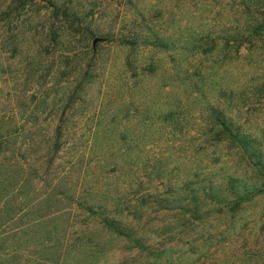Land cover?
Instances as JSON below:
<instances>
[{"label":"rangeland","instance_id":"374dc122","mask_svg":"<svg viewBox=\"0 0 264 264\" xmlns=\"http://www.w3.org/2000/svg\"><path fill=\"white\" fill-rule=\"evenodd\" d=\"M239 4L240 0H0V125L15 127L19 142H47L39 153L42 162L60 129L65 146L58 162L64 165L77 153L82 162L72 169L80 170L81 181L93 180L102 192L109 185L116 188L112 163L126 153L135 158L142 148L139 142H147L149 156L179 154L165 147L174 139L169 129L159 138L160 122L151 127L153 120H147L144 110L153 96L162 102L169 90L163 80L184 67L185 53L127 42L157 33L178 46L187 35L196 38L207 31L215 35L219 26L233 24ZM257 13L264 14V5ZM239 55L246 98L237 119L258 138L264 160V88L253 95L256 87L264 86V38L245 45ZM176 86L180 94L178 81ZM160 88L162 92L156 91ZM226 150L224 160L240 165L235 151ZM105 164L109 165L100 169ZM37 168L42 180L34 183L35 194L42 197L53 184L54 172L45 164ZM251 175L247 169V177ZM151 185L153 190L162 182L146 187ZM217 211L213 207L201 221L173 212L153 213L152 228L176 223L186 230L171 242L156 239L158 244L166 241L163 248L168 250L159 259L136 248L125 250L121 240H111L104 251L92 249L110 238L79 211L50 226L51 250L26 245L24 254L28 264L34 260L35 264H264V198L234 216H220ZM31 232L39 240L45 235L40 228L28 235Z\"/></svg>","mask_w":264,"mask_h":264},{"label":"trees","instance_id":"16d2710c","mask_svg":"<svg viewBox=\"0 0 264 264\" xmlns=\"http://www.w3.org/2000/svg\"><path fill=\"white\" fill-rule=\"evenodd\" d=\"M258 2L240 0L233 24L229 28L219 26L215 35L210 31L201 32L196 38L187 35L178 46L157 33L136 36L127 42L130 46L141 44L185 53L184 67L163 80L169 90L162 102L149 97L151 101L144 110L147 120H153L151 127L154 121L160 122L162 128L157 127L156 131L159 138L169 129L167 132L174 139L167 141L165 147L175 148L179 154L149 156L145 152L147 142H139L142 148L135 158L126 153L112 163L117 171L116 188L109 185V190L102 192L103 187L93 186V180L81 181L80 170L72 169L82 162L77 153L64 165L58 162L65 146L60 129L42 162L39 153L47 142L42 143L43 147L39 141L19 142L15 127L0 125V264H28L26 245L51 250L50 226L62 216L70 218L78 211L88 215L87 219L110 238L92 249L104 251L111 240H121L128 247L125 250L136 248L159 259L168 250L163 248L166 241L158 244L154 243L156 239L165 237L171 242L186 230L184 224L176 223L152 228L149 219L153 213L166 216L173 212L179 218L201 221L212 213L213 207L218 208L217 215L234 216L246 205L264 198V160L258 138L237 119L243 114L241 105L246 98L243 69L237 64L239 51L264 38V14L257 13L264 4ZM256 5V11H252ZM176 81L182 87L180 94L175 92ZM262 88L256 87L253 95ZM224 149L235 151L241 164L224 160ZM41 164L53 168L54 177L49 192L39 197L34 183L42 180L37 168ZM108 165H101L100 169ZM247 169L252 171L249 178ZM153 181H161L162 186L147 188ZM34 228L45 231L40 240L36 232L28 235ZM59 257L58 254L57 263ZM35 263L38 262L34 260L32 264Z\"/></svg>","mask_w":264,"mask_h":264},{"label":"water","instance_id":"95a60500","mask_svg":"<svg viewBox=\"0 0 264 264\" xmlns=\"http://www.w3.org/2000/svg\"><path fill=\"white\" fill-rule=\"evenodd\" d=\"M96 42H97V40H94V42H93V45H95V44H96Z\"/></svg>","mask_w":264,"mask_h":264}]
</instances>
